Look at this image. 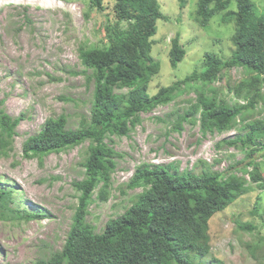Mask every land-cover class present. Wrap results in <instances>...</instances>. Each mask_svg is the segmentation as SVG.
<instances>
[{
  "label": "rangeland",
  "instance_id": "1",
  "mask_svg": "<svg viewBox=\"0 0 264 264\" xmlns=\"http://www.w3.org/2000/svg\"><path fill=\"white\" fill-rule=\"evenodd\" d=\"M197 1L186 0L180 8L177 0H157L165 19L156 20L152 38L151 55L160 63V72L149 84L150 96L160 87L200 71L204 54L223 59L231 55L233 23L222 24L219 13L200 26L195 20ZM251 1L258 15H264V0ZM104 5L106 9L99 11L89 0H0V109L12 118L23 115L10 149L0 155V187L15 191L12 207L44 215L42 220L30 222L0 220V264H47L65 243L80 195L74 183L84 179L80 163L87 157L88 142L52 153L42 161L25 158L23 144L49 118L65 116L69 130L77 129L82 117L88 118L93 83L82 72L77 49L84 41L103 46V27L115 21L114 2L105 0ZM229 10L236 11L235 2ZM121 27L125 29L127 24ZM176 34L186 55L172 69L168 51ZM253 76L252 71L234 68L223 72L214 84L218 99L228 105L247 103L239 98L244 92L234 93L237 90L256 88L261 94L254 108L244 111L229 132L202 135L196 95L185 92L169 104L141 114L140 123L128 136H111L110 145L120 157L115 158L108 199L98 200L96 191L94 203L88 207L86 222L94 231L102 232L106 222L121 216L143 191L126 188L138 166L177 165L179 173L198 175L206 170L204 164L210 171L222 173L242 161L248 149L225 141L244 134L241 126L264 119V86H253ZM185 115L186 121L176 130ZM259 151L252 159L259 165L264 185V150ZM242 168L243 164L238 165L232 172L241 176ZM246 179L248 192L209 220L211 251L203 264H264V188ZM243 224L251 230L238 227Z\"/></svg>",
  "mask_w": 264,
  "mask_h": 264
},
{
  "label": "trees",
  "instance_id": "2",
  "mask_svg": "<svg viewBox=\"0 0 264 264\" xmlns=\"http://www.w3.org/2000/svg\"><path fill=\"white\" fill-rule=\"evenodd\" d=\"M104 1L89 0V3L104 11ZM110 1L114 2L115 21L103 27V46H91L84 41L77 49L84 67L82 72L93 83L88 118L82 117L75 130L67 129V118L63 115L49 118L23 144L25 158L42 161L52 153L88 142L87 157L80 163L84 179L74 183L80 195L70 230L62 250L47 264H203L211 251L209 220L248 192L246 177L264 188L259 165L252 159L255 153L264 150V119L241 126L246 131L244 134L225 141L233 147L239 145L241 150L248 149L234 167L221 173L210 171L204 164L206 170L195 175L179 173L177 165L138 166L126 188L143 191L121 216L108 220L100 233L86 222L88 207L94 203L96 191L100 201L109 197L115 158L120 157L110 145L113 142L110 137L128 136L140 123L141 114L165 106L185 92H194L196 110L200 108V131L205 135L233 130L243 112L254 108L261 97L256 88L234 92H244L239 98H244L246 104L228 105L218 99L214 84L223 72L242 68L254 73L253 86H264V15H258L251 0H198L195 20L200 26H206L219 13L222 24L233 23L231 55L223 59L204 54L200 71L194 70L150 96L149 84L160 72V63L151 55L152 38L156 34V20L165 18L159 12L157 0ZM177 2L183 8L186 0ZM232 2L236 3V11L229 10ZM122 23L127 24L125 29ZM185 55L176 34L168 51L170 67L176 69ZM22 117L12 118L0 109V155H6L10 149ZM185 118L186 115L180 118L176 130ZM241 164L239 176L232 170ZM14 193L0 187V220L30 222L44 218L12 207ZM238 227L251 230L246 224Z\"/></svg>",
  "mask_w": 264,
  "mask_h": 264
}]
</instances>
